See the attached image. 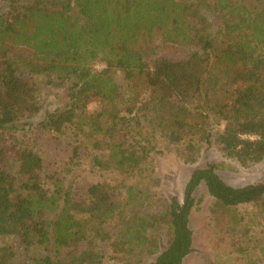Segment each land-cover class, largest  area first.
<instances>
[{"label":"trees","instance_id":"1","mask_svg":"<svg viewBox=\"0 0 264 264\" xmlns=\"http://www.w3.org/2000/svg\"><path fill=\"white\" fill-rule=\"evenodd\" d=\"M220 127L225 157L264 161V0H0V264H182L201 184L219 242L261 264L264 183L206 164L185 204L155 192L154 154L194 164Z\"/></svg>","mask_w":264,"mask_h":264},{"label":"rangeland","instance_id":"2","mask_svg":"<svg viewBox=\"0 0 264 264\" xmlns=\"http://www.w3.org/2000/svg\"><path fill=\"white\" fill-rule=\"evenodd\" d=\"M215 23H218V19ZM96 70L101 65H95ZM113 81L123 86L122 76L117 73L112 76ZM47 91L45 95V106H59L64 103V93ZM44 109V110H45ZM213 129V138L209 144L201 147L199 157L194 164H185L172 152L154 154L155 175L159 185L155 192L165 199L176 198L179 203L185 204L184 188L191 171L195 168L204 167L206 164H213L215 171L223 182L234 188L256 186L264 183V161L258 164L240 165L236 160L225 157L215 144L216 131ZM219 129V130H218ZM44 158L47 162L59 164L64 157V152L45 139L42 144ZM87 170V168H85ZM82 177L77 180L78 188L82 189L102 179L97 174L85 171ZM110 182L115 180L108 176ZM213 199L207 194L203 184L192 193V206L189 216V228L192 232V252L183 260L182 264H240L232 255L224 243L219 242L218 231L212 220L211 210ZM149 259L144 264H149ZM103 264H119L108 248H105V260ZM261 264H264L262 262Z\"/></svg>","mask_w":264,"mask_h":264}]
</instances>
